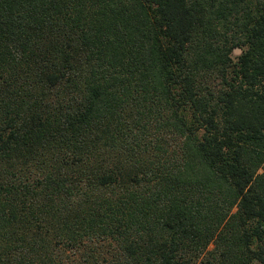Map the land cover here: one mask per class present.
Returning <instances> with one entry per match:
<instances>
[{"label":"trees","instance_id":"1","mask_svg":"<svg viewBox=\"0 0 264 264\" xmlns=\"http://www.w3.org/2000/svg\"><path fill=\"white\" fill-rule=\"evenodd\" d=\"M0 264H264V0H0Z\"/></svg>","mask_w":264,"mask_h":264},{"label":"rangeland","instance_id":"2","mask_svg":"<svg viewBox=\"0 0 264 264\" xmlns=\"http://www.w3.org/2000/svg\"><path fill=\"white\" fill-rule=\"evenodd\" d=\"M235 52V51H234ZM238 54V53H236ZM263 168L260 169L259 173L262 172ZM237 208V207H236ZM236 208L234 209V211L236 210ZM234 211L232 212V214L234 213ZM213 247V243L209 246L208 250H210ZM201 261V260H200Z\"/></svg>","mask_w":264,"mask_h":264},{"label":"water","instance_id":"3","mask_svg":"<svg viewBox=\"0 0 264 264\" xmlns=\"http://www.w3.org/2000/svg\"><path fill=\"white\" fill-rule=\"evenodd\" d=\"M234 51H235V53H239L240 49L239 48H235Z\"/></svg>","mask_w":264,"mask_h":264}]
</instances>
